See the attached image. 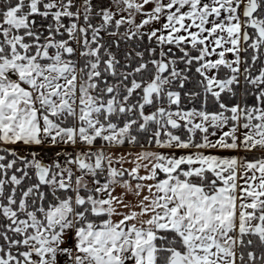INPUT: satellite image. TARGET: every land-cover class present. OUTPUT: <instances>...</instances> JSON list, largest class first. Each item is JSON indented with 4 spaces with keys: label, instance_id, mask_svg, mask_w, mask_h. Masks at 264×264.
<instances>
[{
    "label": "snow or ice",
    "instance_id": "snow-or-ice-1",
    "mask_svg": "<svg viewBox=\"0 0 264 264\" xmlns=\"http://www.w3.org/2000/svg\"><path fill=\"white\" fill-rule=\"evenodd\" d=\"M0 264H264V0H0Z\"/></svg>",
    "mask_w": 264,
    "mask_h": 264
}]
</instances>
